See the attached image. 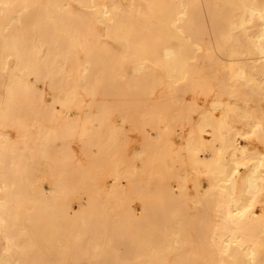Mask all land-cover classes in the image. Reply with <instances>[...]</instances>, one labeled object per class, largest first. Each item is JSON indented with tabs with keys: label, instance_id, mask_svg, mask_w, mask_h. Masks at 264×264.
Wrapping results in <instances>:
<instances>
[{
	"label": "bare ground",
	"instance_id": "bare-ground-1",
	"mask_svg": "<svg viewBox=\"0 0 264 264\" xmlns=\"http://www.w3.org/2000/svg\"><path fill=\"white\" fill-rule=\"evenodd\" d=\"M0 264H264V0H0Z\"/></svg>",
	"mask_w": 264,
	"mask_h": 264
}]
</instances>
